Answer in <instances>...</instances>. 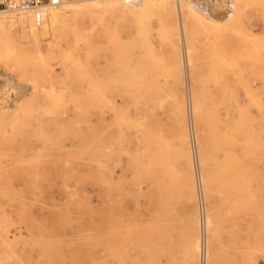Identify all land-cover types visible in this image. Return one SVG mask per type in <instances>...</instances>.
Instances as JSON below:
<instances>
[{
	"label": "rangeland",
	"instance_id": "obj_1",
	"mask_svg": "<svg viewBox=\"0 0 264 264\" xmlns=\"http://www.w3.org/2000/svg\"><path fill=\"white\" fill-rule=\"evenodd\" d=\"M160 2L0 14V264L264 262V0Z\"/></svg>",
	"mask_w": 264,
	"mask_h": 264
},
{
	"label": "bare ground",
	"instance_id": "obj_2",
	"mask_svg": "<svg viewBox=\"0 0 264 264\" xmlns=\"http://www.w3.org/2000/svg\"><path fill=\"white\" fill-rule=\"evenodd\" d=\"M160 1H169L170 2V6H169L170 8L169 9H171L173 11L177 10L178 12L183 14L182 17H185V16L187 18L194 17L196 20H198V22L200 21V18H198L196 16L194 10L192 9L193 8L192 4H189L191 2L188 3L186 0H137V1H130V0H73V1H70V2L62 5V6H56V7L50 8L49 11L46 12V21L50 20L51 26L56 27L57 24L63 22L64 19L72 13H74V14H82L83 13V14H89V15H92V14H102V15L111 14L112 15L113 14V16H114V14H116V15L123 16L127 12H134V11L138 10V11H141L142 14H145V13L147 14V13H149L148 11H150V12L152 11L154 2L156 3V2H160ZM158 12H160V11L158 10ZM167 13H168V11H167ZM160 14L166 15V12L165 13L162 12ZM140 16L141 15H139L138 17H140ZM95 17H97V15ZM70 18H71V16H70ZM91 18H94V17H91ZM68 20L69 19H67V21H65V23L68 22ZM18 21H19V19H18ZM20 22L21 23L18 26V25H16V23L8 20L7 17H5V15H0V47L13 48L14 43H12L13 40H11V31L13 32L12 29L14 27L18 26L21 28V26H24L26 28L27 26L29 27V25H30V27H31V25L34 24L31 14L23 17ZM96 25H98V22ZM184 25L185 26L187 25L186 22H184ZM99 26H102V24L101 25L99 24ZM34 27H36V26L34 25ZM96 27H98V26H96ZM27 28H26V30H27ZM31 28H33V26ZM45 28H46V25H45ZM102 28L105 29V27H103V26H102ZM21 30H23V29H21ZM28 30H30V29H28ZM19 31H18V33H19ZM31 31H32V29H31ZM22 32L23 31H21V33ZM28 33H29V31H28ZM25 34H27V33H25ZM12 35H13V33H12ZM21 35L22 34H20V36ZM14 37H16V36H14Z\"/></svg>",
	"mask_w": 264,
	"mask_h": 264
},
{
	"label": "built area",
	"instance_id": "obj_3",
	"mask_svg": "<svg viewBox=\"0 0 264 264\" xmlns=\"http://www.w3.org/2000/svg\"><path fill=\"white\" fill-rule=\"evenodd\" d=\"M73 0H0V14L21 19L31 14L33 23L41 28L46 21V12ZM137 1V0H130ZM202 15L212 19L231 20L237 10L236 0H189Z\"/></svg>",
	"mask_w": 264,
	"mask_h": 264
},
{
	"label": "crops",
	"instance_id": "obj_4",
	"mask_svg": "<svg viewBox=\"0 0 264 264\" xmlns=\"http://www.w3.org/2000/svg\"><path fill=\"white\" fill-rule=\"evenodd\" d=\"M131 211H133V209H131ZM196 213H197V208H196ZM236 236H237V234H236ZM194 241H195V238H194ZM194 241L192 242V245H193ZM230 249H231V256L237 257V254H238V240H237V237L234 239V242H233V237H232V239L230 241ZM233 257H231V258L233 259ZM190 259H191V263L194 264V257L190 255ZM262 264H264V262H262Z\"/></svg>",
	"mask_w": 264,
	"mask_h": 264
}]
</instances>
